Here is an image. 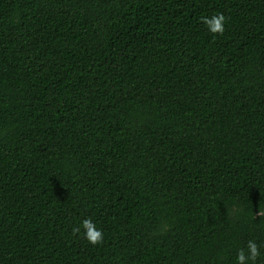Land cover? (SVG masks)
I'll return each mask as SVG.
<instances>
[{"label":"trees","instance_id":"obj_1","mask_svg":"<svg viewBox=\"0 0 264 264\" xmlns=\"http://www.w3.org/2000/svg\"><path fill=\"white\" fill-rule=\"evenodd\" d=\"M249 241L264 264V0H0V264H237Z\"/></svg>","mask_w":264,"mask_h":264},{"label":"clouds","instance_id":"obj_2","mask_svg":"<svg viewBox=\"0 0 264 264\" xmlns=\"http://www.w3.org/2000/svg\"><path fill=\"white\" fill-rule=\"evenodd\" d=\"M202 22L206 25L211 33H223L225 25V17L223 14L216 13L208 17H203ZM77 233L82 232L84 238L91 244H99L103 241V232L96 227L91 219L82 220L74 229ZM260 255L257 245L254 241L247 243V248L239 250L236 261L237 264H251L256 257Z\"/></svg>","mask_w":264,"mask_h":264}]
</instances>
